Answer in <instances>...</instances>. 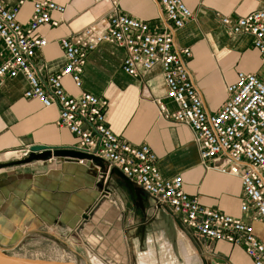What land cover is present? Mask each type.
Listing matches in <instances>:
<instances>
[{
    "label": "crops",
    "instance_id": "0c3cea01",
    "mask_svg": "<svg viewBox=\"0 0 264 264\" xmlns=\"http://www.w3.org/2000/svg\"><path fill=\"white\" fill-rule=\"evenodd\" d=\"M181 1L193 17L176 32L174 49L190 50L187 69L205 108L214 113L226 101V87L234 83L238 72L264 80L253 38L232 34L221 23L224 17L234 21L264 8V0ZM3 2L13 8L18 0ZM53 2L65 11L51 15L58 22L56 27L38 30L47 43L32 66L42 79L64 66L59 41L79 34L98 19L119 13L154 27L163 15L155 0ZM31 14L30 0L19 8L18 22L27 24ZM124 56L123 49L100 44L87 55L81 88L65 77L64 92L73 98L83 92L106 98L108 127L118 138L135 147L147 145L164 178L181 176L187 195L206 208L250 222L264 242V227L240 211L239 178L219 172L214 162L202 165L189 128L161 114L158 102L168 109L173 106L165 98L160 68L130 77L121 71ZM27 88L23 76L6 79L0 88V164L6 154L31 146L77 145L76 137L58 127L57 108H43L37 100L25 99ZM100 178L99 168L86 161L55 158L1 169L0 249L27 250L38 244L49 248V253L57 247L85 264H253L241 248L194 235L167 206L156 204L141 190L132 196L115 175L107 172L104 180Z\"/></svg>",
    "mask_w": 264,
    "mask_h": 264
},
{
    "label": "built area",
    "instance_id": "2783aa9c",
    "mask_svg": "<svg viewBox=\"0 0 264 264\" xmlns=\"http://www.w3.org/2000/svg\"><path fill=\"white\" fill-rule=\"evenodd\" d=\"M28 1L18 0L15 7L8 8L0 0V88L6 79L23 76L28 85L24 98L37 100L43 108H57L58 127L77 138L73 149L102 159L108 170L120 171L156 204L167 206L194 235L241 248L253 264H264V242L250 222L202 206L196 197L183 191L181 176L164 178L147 145L132 146L109 129L106 98L86 92L73 98L62 87L63 78L69 77L75 88H81L87 55L104 43L124 50L121 71L130 77L158 66L166 87L165 98L173 106L168 109L158 102L164 119L189 128L202 165L214 162L219 172L239 178L241 213L264 227V80L256 74L238 72L234 83L226 87V101L216 112L207 111L187 69L190 50L174 49L176 32L193 17L181 0H155L163 15L154 27L113 13L75 36L61 39L64 66L42 79L32 66L35 55L47 43L38 30L56 27L58 22L51 15H62L65 9L53 0H31L30 20L22 25L17 16ZM221 23L232 34L253 38L264 68V8L234 21L224 17ZM29 153L26 148L8 153L6 158L24 160Z\"/></svg>",
    "mask_w": 264,
    "mask_h": 264
},
{
    "label": "water",
    "instance_id": "95a60500",
    "mask_svg": "<svg viewBox=\"0 0 264 264\" xmlns=\"http://www.w3.org/2000/svg\"><path fill=\"white\" fill-rule=\"evenodd\" d=\"M29 151L30 153L26 159L17 160L8 163H2L0 164V170L8 167L30 164L36 161H48L51 158L64 159L66 161H75V162L86 161L91 165L99 168L101 180L105 179L108 172L109 176L115 175L118 179H120L132 196H135L136 192L139 191V189L136 188L128 179H126L122 175V173L117 169H111L110 171H107L106 164L102 159L79 152L73 148H49L45 146H31L29 148ZM0 264H75V263H71V262L62 263V262L47 261L42 259L24 258V257L11 255L7 251L0 249Z\"/></svg>",
    "mask_w": 264,
    "mask_h": 264
},
{
    "label": "rangeland",
    "instance_id": "374dc122",
    "mask_svg": "<svg viewBox=\"0 0 264 264\" xmlns=\"http://www.w3.org/2000/svg\"><path fill=\"white\" fill-rule=\"evenodd\" d=\"M13 161H16V160H5L4 163H8V162H13ZM2 164V163H1ZM37 244V243H36ZM22 247H20L19 249H14V250H9V254L11 255H15V256H24V257H31L32 259H36V258H39V257H45L47 258L46 260L47 261H56V262H62V263H75V264H85V262L83 260H80L78 258H73L72 256H68L67 254H64V253H67L65 250L61 249V248H55L54 252H51L47 251L46 253V250H48L49 248L46 247L45 249V246L43 245H33L31 246L30 248H28L27 250H21Z\"/></svg>",
    "mask_w": 264,
    "mask_h": 264
}]
</instances>
